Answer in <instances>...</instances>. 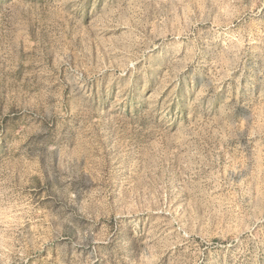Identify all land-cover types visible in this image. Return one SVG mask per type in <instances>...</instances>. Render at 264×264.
<instances>
[{"label": "rangeland", "instance_id": "obj_1", "mask_svg": "<svg viewBox=\"0 0 264 264\" xmlns=\"http://www.w3.org/2000/svg\"><path fill=\"white\" fill-rule=\"evenodd\" d=\"M0 264H264V0H0Z\"/></svg>", "mask_w": 264, "mask_h": 264}, {"label": "bare ground", "instance_id": "obj_2", "mask_svg": "<svg viewBox=\"0 0 264 264\" xmlns=\"http://www.w3.org/2000/svg\"><path fill=\"white\" fill-rule=\"evenodd\" d=\"M212 1V0H211ZM197 2H199V1H197ZM196 2V3H197ZM127 4V3H126ZM205 4V3H204ZM214 4V3H213ZM128 6V5H127ZM208 6V5H207ZM186 12V11H185ZM178 14V13H177ZM181 16V15H180ZM179 17V16H178ZM178 24V23H177ZM179 30V29H178ZM175 31V30H174ZM184 31V30H183ZM177 32H179V31H177ZM181 32V31H180ZM177 35H178V33H176ZM163 35V34H162ZM180 35V34H179ZM130 39V38H129ZM129 49V48H128Z\"/></svg>", "mask_w": 264, "mask_h": 264}]
</instances>
